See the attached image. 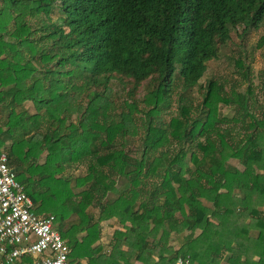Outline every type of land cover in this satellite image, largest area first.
<instances>
[{
    "label": "trees",
    "instance_id": "obj_1",
    "mask_svg": "<svg viewBox=\"0 0 264 264\" xmlns=\"http://www.w3.org/2000/svg\"><path fill=\"white\" fill-rule=\"evenodd\" d=\"M263 15L264 0H0V150L71 264H264V108L213 79L188 94L229 29Z\"/></svg>",
    "mask_w": 264,
    "mask_h": 264
},
{
    "label": "rangeland",
    "instance_id": "obj_2",
    "mask_svg": "<svg viewBox=\"0 0 264 264\" xmlns=\"http://www.w3.org/2000/svg\"><path fill=\"white\" fill-rule=\"evenodd\" d=\"M242 62L243 68L237 65V62ZM246 71V75L243 73ZM210 79L216 80L223 84L225 90L232 89L237 92H244L246 87L252 91L250 108L254 115H259L264 108V15L256 28H249L242 32V26L229 29V39L218 46V56L216 59H212L206 63V69L203 76L198 82L189 90V96L198 101L200 94L204 92L206 82ZM124 82H127L123 80ZM152 81L145 80L140 83L137 91L136 98H141L144 92L152 87ZM116 85V86H115ZM112 84V98H120L121 91L120 86ZM114 92V94H113ZM186 95V92L184 93ZM175 92L171 97V105L166 110L162 111L161 120L166 123L168 118L176 115V103ZM252 106V107H251ZM30 113H32L31 107H28ZM220 115L227 116V118L235 117V111L223 106L218 107ZM127 150L133 157L137 155L139 148V140L137 138L129 140L127 144ZM1 150L6 151L5 148ZM187 165H189L188 161ZM228 164L241 170L242 168L234 160H229ZM190 166V165H189ZM84 174V168H78L77 171L72 172L73 176H81ZM260 174V173H258ZM123 180H116V187L120 189L122 187ZM75 192V191H74ZM114 196L111 194L110 198ZM203 204L207 205L205 202ZM72 216L70 218L73 219ZM114 219L104 221L100 223V238L98 244L102 250L106 252L108 250V241L114 230L120 229ZM185 234V233H184ZM159 236V235H158ZM182 236V235H181ZM168 245L177 250L182 242L180 236L170 235L167 239Z\"/></svg>",
    "mask_w": 264,
    "mask_h": 264
},
{
    "label": "built area",
    "instance_id": "obj_3",
    "mask_svg": "<svg viewBox=\"0 0 264 264\" xmlns=\"http://www.w3.org/2000/svg\"><path fill=\"white\" fill-rule=\"evenodd\" d=\"M53 216L37 214L0 150V264H71ZM172 264H196L188 256Z\"/></svg>",
    "mask_w": 264,
    "mask_h": 264
}]
</instances>
